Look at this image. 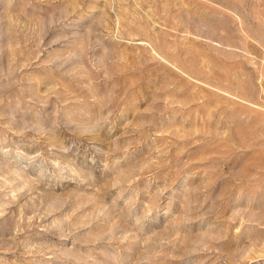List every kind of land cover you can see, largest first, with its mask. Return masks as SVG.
<instances>
[{"label":"rangeland","instance_id":"374dc122","mask_svg":"<svg viewBox=\"0 0 264 264\" xmlns=\"http://www.w3.org/2000/svg\"><path fill=\"white\" fill-rule=\"evenodd\" d=\"M0 264H264V0H0Z\"/></svg>","mask_w":264,"mask_h":264}]
</instances>
